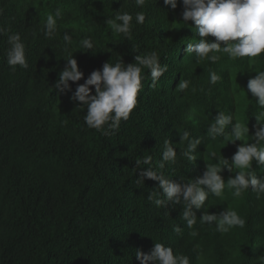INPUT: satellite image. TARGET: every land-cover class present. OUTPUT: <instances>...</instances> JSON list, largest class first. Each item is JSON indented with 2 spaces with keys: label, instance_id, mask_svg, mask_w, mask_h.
<instances>
[{
  "label": "trees",
  "instance_id": "obj_1",
  "mask_svg": "<svg viewBox=\"0 0 264 264\" xmlns=\"http://www.w3.org/2000/svg\"><path fill=\"white\" fill-rule=\"evenodd\" d=\"M57 8L63 9L62 26L47 39L42 22ZM0 9V26L6 30L0 36V264H140L136 250L149 254L155 242L188 256L191 264H259L264 256V195L258 198L249 189L234 197L226 188L196 210L197 224L189 229L181 219L182 205L158 209L148 201L159 183L145 179L137 185L146 169L135 161L152 155L155 166L164 139L178 153L177 163L164 169L173 182L200 178L208 164L223 157L231 161L243 141L210 142L203 137L205 129L225 111L238 122L248 121L249 134H255L257 107L247 84L256 70H264V54L252 58V64L247 57L233 61L223 54L215 64L196 63L186 48L200 38L194 22L181 24L182 0L175 10L163 0H147L143 9L134 0H0ZM120 10L133 16L146 13L130 40L106 24ZM65 31L73 36L70 51L84 73L79 84L106 62L122 58L125 64L135 63L137 55L152 50L169 66L155 87L144 70L138 107L115 134L87 127L86 108L72 99L77 83L70 82L71 91L65 93L55 89L67 64ZM13 33L26 45L28 69L17 66L13 71L7 64ZM84 38L93 40L94 49L80 46ZM209 70L222 77L216 85L209 83ZM182 79L191 80L196 91H176ZM185 130L203 140L195 161L179 157ZM253 170L264 177L258 164ZM221 175L227 182L235 173L224 168ZM228 207L245 219L243 228L221 234L214 224L199 222L205 211L219 214Z\"/></svg>",
  "mask_w": 264,
  "mask_h": 264
},
{
  "label": "clouds",
  "instance_id": "obj_2",
  "mask_svg": "<svg viewBox=\"0 0 264 264\" xmlns=\"http://www.w3.org/2000/svg\"><path fill=\"white\" fill-rule=\"evenodd\" d=\"M163 2L175 10L180 0H163ZM134 3L137 8L143 9L147 0H134ZM182 3L184 11L181 24L189 26V21L194 22L193 31L200 38L195 43H187L186 48L187 55H194L196 63L210 61L215 64L221 60L223 54L233 61L247 57L249 64H252L254 63L252 58L264 54V0H182ZM0 15H3V9H0ZM62 20L61 8L46 15L42 22L45 38L53 39L59 33L62 25L58 22ZM145 21L144 11H138L133 16L128 11L120 10L116 12L114 18H108L106 24L114 34H122L130 40L133 28L136 25H143ZM5 32V28L0 26V36ZM210 37H215V41L210 40ZM63 42L64 52L67 54L64 60L67 64L59 73L55 89L59 93H65L71 91L70 82L77 83L72 99L86 108L84 122L87 127L104 135L115 134L120 129L122 121H128L134 109L138 107L145 69L151 77L152 87H155L160 78L169 71V66L161 63L159 53L152 50L137 55L135 63L125 64L122 58L115 63L106 62L102 69L93 71L83 84H79L78 82L84 79V73L79 69L78 62L70 51L73 44V36L70 32H64ZM8 44L5 53L8 66L13 71L17 66L28 69L26 45L21 35L19 33L9 35ZM80 46L87 50L95 47L91 38H84ZM255 73L257 75L249 79L247 84V94H251L257 107L254 114L257 120L255 134H249L248 121L238 122L233 114L219 111L209 127H206L203 136L210 142L219 138L230 141L229 143L243 141L231 161L223 157L218 164H208L202 177L184 183L173 182L164 172L167 165H175L178 161V153L170 139L163 140L161 158L155 166L152 155H144L142 159L138 157L135 161L139 169H146L141 171L139 179H136L137 185H144L145 179L159 183L157 191L149 192L148 201L158 209L167 208L169 203L182 205L181 219L189 229L197 224L196 210L205 208L210 197H221L226 188L232 191L234 197H241L249 189L255 192L258 198L264 195V177L258 178L253 170L254 163L264 168V70H256ZM221 80L222 77L217 72L209 70L210 84L216 85ZM191 85V80L182 79L176 91L185 92L191 88V91L195 92V87ZM233 120L236 121L234 125ZM230 125L231 133L227 131ZM180 139L181 145L185 147L179 152V157L195 161L194 153L203 143L202 138L194 139L191 133L185 130L181 133ZM216 155L212 153L213 157ZM144 165L147 167H142ZM224 168L235 173L234 178H229L227 182L221 175ZM199 222L202 225L214 224L216 231L221 234L228 233L235 227L243 228L246 223L245 219L231 207L219 214L205 211ZM174 231L181 233L182 229L180 226H175ZM190 234L197 235L196 232ZM135 256L140 264H191L188 256L179 252L174 254L172 247L160 242H155L149 254L136 250ZM258 262L264 264V256L259 257Z\"/></svg>",
  "mask_w": 264,
  "mask_h": 264
}]
</instances>
